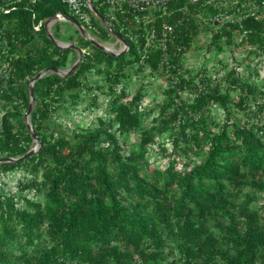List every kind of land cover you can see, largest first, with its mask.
<instances>
[{
    "label": "trees",
    "instance_id": "trees-1",
    "mask_svg": "<svg viewBox=\"0 0 264 264\" xmlns=\"http://www.w3.org/2000/svg\"><path fill=\"white\" fill-rule=\"evenodd\" d=\"M221 1H162L152 25L158 37L162 22L173 25L166 63L160 47H148V57L137 65L149 25L126 23L136 35L131 40L112 23L128 45L126 52L114 56L79 33V48L88 47L92 56L84 55L68 75L49 71L34 82L29 119L41 145L23 160L0 163V176L22 171L16 192H4L0 182V264H264V121L249 119L264 113V102L248 99L255 87L235 67L225 76L224 91L219 83L212 87L205 73L199 88L193 75L179 70L202 22L205 31L215 29L209 47L221 50L222 42L241 36L249 55L264 54V16H248L240 23L206 21L220 11ZM106 8L98 11L105 16ZM57 13L77 20L61 0H0V100L6 104L0 116L2 157L23 155L33 140L24 120L28 81L41 69L63 68L68 62L72 49L55 45L44 27ZM117 14L120 21L132 19L131 10ZM98 27L99 36L106 38L109 31ZM146 66L167 70L170 82L164 93L169 100L158 106L152 125L140 130L137 148L125 154L122 136L145 120L143 88L132 95L124 86L117 93L114 89L128 73ZM92 73L103 75L101 91L114 92L109 116L98 117L92 131L55 134L48 125L50 115L67 113L81 93H91L96 86L86 79ZM230 88L239 91L234 105L249 116L242 123L229 110ZM185 89L196 92L190 101L181 98ZM213 102L226 112L216 132L215 120L205 114ZM168 129L176 155L163 170L152 168L149 149L157 144L166 153L157 137ZM194 149L203 152L200 163L181 173L178 154ZM29 190L43 199L24 193ZM258 197L261 202L253 208ZM167 246L176 257L171 258Z\"/></svg>",
    "mask_w": 264,
    "mask_h": 264
},
{
    "label": "rangeland",
    "instance_id": "rangeland-1",
    "mask_svg": "<svg viewBox=\"0 0 264 264\" xmlns=\"http://www.w3.org/2000/svg\"><path fill=\"white\" fill-rule=\"evenodd\" d=\"M93 2H95V0H93ZM187 3L194 4L196 2L184 0V4ZM56 22L58 27L55 29ZM56 22H51L48 25V29L53 36V33H55L54 38L57 43L61 46L73 44L79 47L77 39L79 31L77 28L65 19ZM205 26L206 23L202 22L201 30L197 34V37H195L196 39L190 44V47L180 60V72L185 76H188L189 73L193 75L195 77L194 82L199 88L201 87L200 79L203 78V75L201 76V74L205 73L208 76L212 87L219 83L222 89L221 91H224L228 85L225 76L231 68L235 67L241 76L244 78L249 77V83L255 87L256 93L248 94V99H253L257 102H264V54L249 55L248 49L250 47L246 44L240 43V36H235L234 42H222L221 50H218L216 46L209 47L208 42L210 35L215 31V29L210 28L209 31H205ZM89 34L113 52H119L124 49V44L110 33L106 38H102L91 31ZM77 57V50L72 49L68 54L67 64L61 69L63 71L67 70L76 61ZM246 57H248V59H246ZM166 71L162 68L153 69L146 66L137 72L133 71L132 73H128L129 75L127 78L124 77V79H122V81L115 86L114 92L117 93L120 87L124 86L128 95H132V93L140 86L143 88L141 109H143L145 120L139 129L130 131L122 136L121 142L124 146L125 154H127L131 149L137 148L140 130L152 125L153 117L159 115L158 106L163 103H167L169 100L167 95L164 93V89L168 87L170 82ZM86 80L88 84L96 86L91 93H81L76 102L68 105L69 111L67 113L60 110L53 111L50 115L48 125L50 126V129L55 132V134H62L66 137H70L76 130L92 131L97 127L96 119L98 117L106 118L109 116V100L114 92L111 91L109 94H105L101 91V86H103L104 82L103 75L101 74L92 73ZM174 80H176L175 77L173 78V81ZM238 93L239 91L232 90V88L228 90L230 98L228 105L233 118L242 123V121L249 116L245 115V112L242 109L234 105V101L232 99H236ZM195 95L196 92L185 89L181 93V98L190 101ZM250 107L253 109V105ZM5 109L6 104L4 105L0 100V116ZM225 113V109L217 102H213L208 111L205 112L206 115L210 116H208L209 118L215 120L217 126L212 127L213 131L216 132L219 130V127L223 123ZM259 118L264 121V113H260L259 116L256 117H249L251 121ZM157 140L166 148V153H164L157 144H152L147 154V161L152 168L156 167L163 170L172 156L176 155L171 153L172 144L170 141L169 129L164 133L159 134ZM36 145V140L33 139L30 143V148ZM202 157L203 152L195 154V149L188 154H178L176 169L181 173L188 169H192L195 165L200 163ZM21 177V169H16L5 175H1L0 182L4 188V192H16L18 189L17 182L21 179ZM24 193H28L29 196H34L41 200L43 199V194L35 195L34 191L29 190ZM261 199V197H258L255 200V203L252 204V207H257L259 202H261ZM260 213L262 214L263 212L261 211ZM169 245H173V241H169ZM170 246L166 247V251L169 250L171 258L176 257L177 254L175 250H173Z\"/></svg>",
    "mask_w": 264,
    "mask_h": 264
},
{
    "label": "built area",
    "instance_id": "built-area-1",
    "mask_svg": "<svg viewBox=\"0 0 264 264\" xmlns=\"http://www.w3.org/2000/svg\"><path fill=\"white\" fill-rule=\"evenodd\" d=\"M31 3H35L39 0H29ZM68 7L69 12L77 18L86 29L88 36H90V31L96 35L100 34L98 26L106 29L98 15H96L90 7L92 4L97 10L98 7L106 6L105 18L109 19V23H117L120 25L121 31H126L125 35L131 39L135 40L136 35L132 33L131 29L127 28V24H135L137 26L149 25L150 29H144L146 32V41L144 44V50L141 54V58L137 65L144 63V59L148 57L147 51L148 47H160L164 51V62L166 63L167 44L166 41L170 40L173 33V25L167 22H162L159 37L157 36L156 29L152 25V22L157 17V11L162 8V1L164 0H61ZM192 2H197L200 0H191ZM220 11L213 17H207L206 21L214 18L216 22L218 21H231L240 23L242 19L248 16H253L256 19L264 16V0L259 2L255 0H247L246 2L240 3L239 0H225L220 3ZM129 10L132 12V19L120 21L118 17L119 13H127ZM99 12V11H98ZM100 13V12H99ZM201 12H196L195 9L192 10V14L200 15ZM62 14V13H61ZM101 14V13H100ZM64 15V14H62ZM102 15V14H101ZM41 21L34 25V29H39ZM114 28V27H113ZM115 29V28H114ZM116 30V29H115ZM241 37V36H240ZM93 38V37H92ZM183 46L175 45L177 50H180ZM82 53V58L84 55L92 56V51L88 47L80 48ZM124 49L127 47L124 45ZM81 58V59H82Z\"/></svg>",
    "mask_w": 264,
    "mask_h": 264
},
{
    "label": "water",
    "instance_id": "water-1",
    "mask_svg": "<svg viewBox=\"0 0 264 264\" xmlns=\"http://www.w3.org/2000/svg\"><path fill=\"white\" fill-rule=\"evenodd\" d=\"M91 10L98 15V17L100 18V20L102 21V23L104 24V26L106 27V29L109 31L110 34H112L113 36H115L118 40H120L126 47L127 49H123L122 51L119 52H113L110 49H108L104 44H102L101 42L97 41L96 39L89 37L88 33L86 31V29L84 28V26L78 22L76 19H74L71 16L68 15H62L61 13H57L51 17H49L48 19L45 20L44 22V27L47 33V36L49 37V39L58 47L60 48H71V49H75L77 50L78 53V57L76 59V61L65 71H63L61 68H52V67H46L44 69H41L40 71H38L36 73V75H34L29 81H28V89H29V96H30V102L28 105V108L24 114V120L26 123L27 128L30 130V134L32 139L36 140L37 145L34 147L29 148L23 155L18 156V157H12V156H7V157H0V163H6V162H16V161H20L25 159L26 157L32 155L33 153H35L41 143H40V138L34 133L33 128L31 123L29 122V115L31 114V111L33 110L34 104H35V96L33 93V84L36 80H38L39 78H41L44 74H46L49 71H52L54 73H57L60 76H65L70 74L71 72H73L75 70V68L77 67V65L79 64V62L81 61L82 58V53H81V49L73 44L71 45H66V46H61L60 44L57 43L56 39L54 38V36L52 35V33L49 31L48 29V25L51 22H55V21H59L62 19H65L66 21L72 23L77 30L79 31V33L86 39L88 40L93 46L98 47L104 51H107L109 53H111L114 56H117L121 53H124L128 50V45L125 41V39L120 35L119 32H117L112 25L107 21V19L101 15L98 10L92 5L90 4Z\"/></svg>",
    "mask_w": 264,
    "mask_h": 264
},
{
    "label": "crops",
    "instance_id": "crops-1",
    "mask_svg": "<svg viewBox=\"0 0 264 264\" xmlns=\"http://www.w3.org/2000/svg\"><path fill=\"white\" fill-rule=\"evenodd\" d=\"M56 22V21H55Z\"/></svg>",
    "mask_w": 264,
    "mask_h": 264
}]
</instances>
